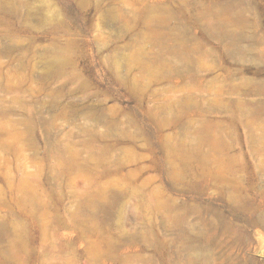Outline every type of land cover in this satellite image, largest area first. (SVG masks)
<instances>
[{
    "label": "rangeland",
    "instance_id": "374dc122",
    "mask_svg": "<svg viewBox=\"0 0 264 264\" xmlns=\"http://www.w3.org/2000/svg\"><path fill=\"white\" fill-rule=\"evenodd\" d=\"M264 0H0V264H264Z\"/></svg>",
    "mask_w": 264,
    "mask_h": 264
},
{
    "label": "bare ground",
    "instance_id": "6f19581e",
    "mask_svg": "<svg viewBox=\"0 0 264 264\" xmlns=\"http://www.w3.org/2000/svg\"><path fill=\"white\" fill-rule=\"evenodd\" d=\"M263 218H264V216H263Z\"/></svg>",
    "mask_w": 264,
    "mask_h": 264
}]
</instances>
